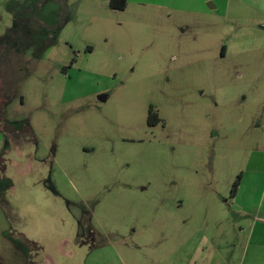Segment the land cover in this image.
Returning a JSON list of instances; mask_svg holds the SVG:
<instances>
[{
    "label": "rangeland",
    "instance_id": "1",
    "mask_svg": "<svg viewBox=\"0 0 264 264\" xmlns=\"http://www.w3.org/2000/svg\"><path fill=\"white\" fill-rule=\"evenodd\" d=\"M26 25L45 30L3 71L30 128L0 131V264L239 259L264 211V0H0V49Z\"/></svg>",
    "mask_w": 264,
    "mask_h": 264
},
{
    "label": "trees",
    "instance_id": "2",
    "mask_svg": "<svg viewBox=\"0 0 264 264\" xmlns=\"http://www.w3.org/2000/svg\"><path fill=\"white\" fill-rule=\"evenodd\" d=\"M128 0H110V8L112 10L117 11H123L127 8ZM64 24L57 27L58 29L63 28ZM29 27V31L37 33L40 29L45 30L44 26L34 27V25H26L25 27L21 26L17 27L18 36L15 38L16 40L11 42L9 46H3L0 49V131L5 135V138L8 141L16 142L15 144H20L23 139V135L26 131H29V124L28 122H21V123H10L5 119V110L6 106L9 103V94L11 93L13 87H14V80L6 75L3 71L6 68L7 62L10 60L11 55H13V52L15 50V47H13V44L20 43V37H22V33L25 29ZM14 37V36H13ZM13 48V49H12ZM150 125L156 124L152 121L149 122ZM243 178V174L241 173L236 181L234 182L232 189H231V196L235 197L238 193L241 181ZM1 202L0 205L4 208L9 215L10 211L8 208V204H5Z\"/></svg>",
    "mask_w": 264,
    "mask_h": 264
},
{
    "label": "crops",
    "instance_id": "3",
    "mask_svg": "<svg viewBox=\"0 0 264 264\" xmlns=\"http://www.w3.org/2000/svg\"><path fill=\"white\" fill-rule=\"evenodd\" d=\"M252 220L249 227V237L246 246L237 259L236 251L229 254L228 261H221L217 254V263L219 264H264V211L243 212ZM261 214V217H259ZM244 229L245 228H241ZM236 250V247H235Z\"/></svg>",
    "mask_w": 264,
    "mask_h": 264
},
{
    "label": "flooded vegetation",
    "instance_id": "4",
    "mask_svg": "<svg viewBox=\"0 0 264 264\" xmlns=\"http://www.w3.org/2000/svg\"><path fill=\"white\" fill-rule=\"evenodd\" d=\"M222 56H225V52H223ZM104 99V100H102ZM100 101H106L107 100V96L103 95L102 97H99ZM152 121L156 124L150 125L149 122ZM162 122V119L160 118L158 111L155 110V107L153 105H151L149 107V113H148V117H147V123L149 127H155L158 124H160Z\"/></svg>",
    "mask_w": 264,
    "mask_h": 264
},
{
    "label": "water",
    "instance_id": "5",
    "mask_svg": "<svg viewBox=\"0 0 264 264\" xmlns=\"http://www.w3.org/2000/svg\"><path fill=\"white\" fill-rule=\"evenodd\" d=\"M102 100H104V99H102Z\"/></svg>",
    "mask_w": 264,
    "mask_h": 264
}]
</instances>
